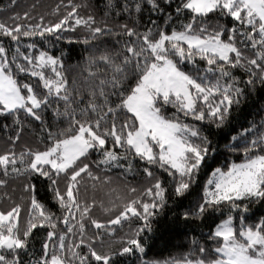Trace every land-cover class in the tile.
Here are the masks:
<instances>
[{
  "label": "snow or ice",
  "instance_id": "6c2138e0",
  "mask_svg": "<svg viewBox=\"0 0 264 264\" xmlns=\"http://www.w3.org/2000/svg\"><path fill=\"white\" fill-rule=\"evenodd\" d=\"M16 3L0 9V186L22 194L0 210V264H264V0H106L99 21ZM65 40L84 46L74 64ZM85 176L105 198L81 196ZM205 222L204 242L148 258L161 227Z\"/></svg>",
  "mask_w": 264,
  "mask_h": 264
},
{
  "label": "trees",
  "instance_id": "16d2710c",
  "mask_svg": "<svg viewBox=\"0 0 264 264\" xmlns=\"http://www.w3.org/2000/svg\"><path fill=\"white\" fill-rule=\"evenodd\" d=\"M10 3V0H0V9H2L4 6L8 5ZM74 4L81 5L79 12L80 15H88L93 14L95 15L96 19L99 21L103 18L104 12L106 11L105 4L106 0H73ZM68 4V0H17V3L15 7L12 9V11L17 12H23L24 10H28L32 5H35V11L34 15L36 14H47L49 18H52V14L54 10L59 6L60 13L65 12L66 5ZM11 13L10 12H4L0 11V19H6ZM111 19V17H110ZM123 19V17H121ZM210 20L214 19L212 17H209ZM10 22V21H9ZM26 42V41H25ZM7 40H5V44L7 45ZM65 49H67L70 53V59L68 60L69 63L74 64L80 56V53L83 51V45L72 42L69 43L68 41H57L56 47L59 49L61 46ZM239 75V73H237ZM25 75L21 74V79H25ZM33 80L35 78H32ZM256 105L245 108L246 112H250L251 114L248 115V119L259 123L261 116L260 115H254L256 113ZM169 112L173 111L171 107H169ZM11 123V118H8L5 120L4 118H0V124L3 123ZM248 126L247 124L245 125ZM39 133V123L36 122L32 125L31 128H26L20 142L16 145V151L19 152L21 150V147L24 145L30 146V147H36V134ZM13 133L9 131L7 135H12ZM6 135L4 130L0 129V151L6 149L8 145L5 143ZM223 143V141H221ZM224 149H221V155L217 157V160L222 162L224 159ZM95 153L92 155V159H96ZM210 163H213L210 161ZM213 166L214 163H213ZM119 169H114L111 173L112 175H117L119 173ZM0 175H2V171H0ZM9 183L8 186L2 187L0 186V210L6 209L10 207L13 203V201H19L21 193V178L13 179V177H8ZM128 180L133 183L134 186H138L139 184L143 183L142 174L141 176H128ZM37 184L38 192H39V198L48 203V207L52 211H58V205L54 202L50 201V191L46 189L47 180H37L35 181ZM63 183V182H62ZM7 192L10 194L11 199H9L7 196L4 195V193ZM81 196H87L89 199L95 198L96 200H100L102 198H105V193L99 189H93L91 187V182L88 181V178L85 176L84 179L81 182ZM22 211H26L25 209H22ZM92 215L96 218H103L104 213L101 211L99 207H96L92 211ZM133 226L135 225V221H132ZM89 234H91L92 226L89 224L87 225ZM129 225L124 224L123 229H120L119 226L117 227V234H120L121 231H126L128 229ZM209 224L208 222H205L204 224L195 227V230H191L190 226L186 225H176V226H168V227H161L157 234L153 237L151 241V247L148 250V258H166L169 255H174L179 251H187L190 244L192 237L196 236L199 237L201 242H204V237L201 236V232H206L208 230ZM45 233L43 231L36 232V239L40 240ZM37 247L39 245L37 244Z\"/></svg>",
  "mask_w": 264,
  "mask_h": 264
}]
</instances>
